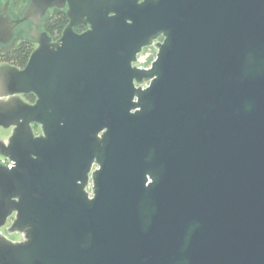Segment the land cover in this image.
<instances>
[{
    "label": "water",
    "instance_id": "obj_1",
    "mask_svg": "<svg viewBox=\"0 0 264 264\" xmlns=\"http://www.w3.org/2000/svg\"><path fill=\"white\" fill-rule=\"evenodd\" d=\"M66 4L53 43L39 26ZM5 12L0 44L27 20L38 46L0 66V230L23 236L0 231V264H264V0Z\"/></svg>",
    "mask_w": 264,
    "mask_h": 264
},
{
    "label": "flooded vegetation",
    "instance_id": "obj_2",
    "mask_svg": "<svg viewBox=\"0 0 264 264\" xmlns=\"http://www.w3.org/2000/svg\"><path fill=\"white\" fill-rule=\"evenodd\" d=\"M30 2H31V0H0V12H1V14H3V17L6 18L7 14H6L5 10H7L8 15L12 19H17V18L21 17L23 12L26 11ZM55 9L65 10L67 17H68V20H69L68 24L70 23V18L68 16V9H69L68 4H66L64 7H52V8H49L46 15L43 17L42 22L39 26L40 31L47 32V30L44 27V22L46 19H48L49 17H51L53 15ZM68 24H67V26H68ZM32 26L33 25L30 21L26 20V21L21 22L18 25V27L16 28L12 39L9 42L0 44V66L10 65V66L17 67L15 65H13L12 63H10L9 61H6L4 58L6 57L7 54H9L13 49H15L20 43H22L24 41L31 42L34 46V48H33V51H34V49L38 46V44L33 38L30 37V33L32 32ZM88 28H89L88 25L81 24V25L75 26L74 30L78 33H81V32L86 31ZM47 34L51 38V41L53 43H56L60 40L63 32L58 36H53V35L49 34L48 32H47ZM159 40H163V38H160ZM157 53H158V49L154 45L143 47L142 51L138 54V62L134 63V65L139 67V68H150L152 65V62L157 57ZM17 68L23 69L24 67H17ZM148 85H149V83H144L142 86L144 88H146ZM22 97L29 103H35L37 100V97L34 94L22 95ZM32 128H33V131H34L36 136L43 134V131H42L41 126L39 124L33 123ZM0 129H2V128H0ZM6 131L8 132L7 135L6 136H0V138H6V139L9 138L13 133V127L7 129ZM102 134H103V131L100 133V136H102ZM3 160L6 161L7 166L12 165V161L0 157V162H3ZM95 169H98V166L96 164H93L91 171L89 173L90 174V180H89V185L87 187L88 191L90 192L91 197L93 196V194L91 192L92 183H93L92 173L94 172ZM12 219H13V217H10L8 220V225L6 227L2 228L0 231H3L5 234H7L13 240H22L23 239L22 235L17 234V235H19V238L16 239V238L11 237L14 234H8V232H7V230H8L7 228L10 226Z\"/></svg>",
    "mask_w": 264,
    "mask_h": 264
},
{
    "label": "trees",
    "instance_id": "obj_3",
    "mask_svg": "<svg viewBox=\"0 0 264 264\" xmlns=\"http://www.w3.org/2000/svg\"><path fill=\"white\" fill-rule=\"evenodd\" d=\"M68 17L65 10L55 9L53 15L45 20L44 27L53 36L60 35L68 24ZM33 44L28 41L20 43L4 58L17 67H25L33 51Z\"/></svg>",
    "mask_w": 264,
    "mask_h": 264
},
{
    "label": "rangeland",
    "instance_id": "obj_4",
    "mask_svg": "<svg viewBox=\"0 0 264 264\" xmlns=\"http://www.w3.org/2000/svg\"><path fill=\"white\" fill-rule=\"evenodd\" d=\"M7 133H8V132H7L6 130H4V129H0V136H6ZM11 237H12V238H16V239H18V238H19V235L14 234V235H12Z\"/></svg>",
    "mask_w": 264,
    "mask_h": 264
},
{
    "label": "built area",
    "instance_id": "obj_5",
    "mask_svg": "<svg viewBox=\"0 0 264 264\" xmlns=\"http://www.w3.org/2000/svg\"><path fill=\"white\" fill-rule=\"evenodd\" d=\"M4 159H5V158H4ZM3 163H4V164H6V161H5V160H3ZM6 165H7V164H6Z\"/></svg>",
    "mask_w": 264,
    "mask_h": 264
}]
</instances>
